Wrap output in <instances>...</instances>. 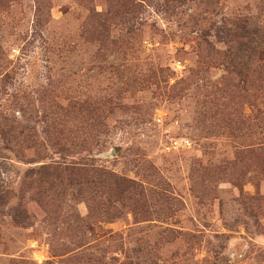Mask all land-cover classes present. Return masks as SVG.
I'll return each mask as SVG.
<instances>
[{"label":"rangeland","instance_id":"rangeland-1","mask_svg":"<svg viewBox=\"0 0 264 264\" xmlns=\"http://www.w3.org/2000/svg\"><path fill=\"white\" fill-rule=\"evenodd\" d=\"M251 18L264 0H0V264H264Z\"/></svg>","mask_w":264,"mask_h":264},{"label":"trees","instance_id":"trees-1","mask_svg":"<svg viewBox=\"0 0 264 264\" xmlns=\"http://www.w3.org/2000/svg\"><path fill=\"white\" fill-rule=\"evenodd\" d=\"M251 20V22L249 21ZM246 19V20H239L236 21L233 25V28L230 30L231 34V41L237 43L240 47V49H236L237 55H246L243 56L244 58H247L246 62L248 63L250 60H252L253 57H248L250 56H255L257 53L260 51V48L264 42V25L262 26L259 21L255 23L254 18L251 19ZM222 32L218 33V36H222ZM263 40V42H261ZM243 54V55H242ZM237 67V65H235ZM264 69V66H263ZM258 73V72H257ZM264 70L260 68V74L257 76H254L253 74L251 75V78L254 80L250 81H258L260 82L259 85L262 86L264 84V77L263 74ZM261 75V76H260ZM253 82V84H254ZM252 84V85H253ZM264 89V85L262 86ZM22 215L19 212V215L16 216L17 220L22 221Z\"/></svg>","mask_w":264,"mask_h":264}]
</instances>
